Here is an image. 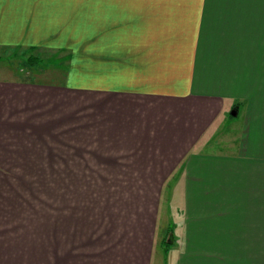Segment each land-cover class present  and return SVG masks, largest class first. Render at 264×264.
Listing matches in <instances>:
<instances>
[{
  "label": "crops",
  "instance_id": "crops-1",
  "mask_svg": "<svg viewBox=\"0 0 264 264\" xmlns=\"http://www.w3.org/2000/svg\"><path fill=\"white\" fill-rule=\"evenodd\" d=\"M100 11L115 26L98 74L77 72L92 86L0 78V264H161L171 180L169 264H264V0ZM58 16L0 0V48L42 45Z\"/></svg>",
  "mask_w": 264,
  "mask_h": 264
},
{
  "label": "rangeland",
  "instance_id": "rangeland-1",
  "mask_svg": "<svg viewBox=\"0 0 264 264\" xmlns=\"http://www.w3.org/2000/svg\"><path fill=\"white\" fill-rule=\"evenodd\" d=\"M56 2L59 16L54 18L51 30L46 31L50 35L49 40H44L38 47L0 48V78L63 84L62 75L71 68L76 74L74 80L76 85H93L85 78L80 79L81 76L77 72L82 75L85 72L98 74L100 53H105L111 46L109 42L111 40L101 34L113 28L115 23L109 17L107 21L106 15H101L100 0H56ZM173 185L171 180L163 190L162 205H159L161 213L158 219V235L163 232L165 239L173 244V248L181 249L182 213L175 212L181 208H174V205L171 208ZM176 196L179 197L178 191ZM156 200H159L158 195ZM169 230L172 231L168 233ZM177 249H172L166 256L158 240L154 246V255L160 257L161 264H165V258L169 264L178 255Z\"/></svg>",
  "mask_w": 264,
  "mask_h": 264
},
{
  "label": "trees",
  "instance_id": "trees-1",
  "mask_svg": "<svg viewBox=\"0 0 264 264\" xmlns=\"http://www.w3.org/2000/svg\"><path fill=\"white\" fill-rule=\"evenodd\" d=\"M171 231H172V230H169L168 233H170ZM164 240H165V246H166L167 249H168L170 246L173 245L169 240H167V239H164Z\"/></svg>",
  "mask_w": 264,
  "mask_h": 264
},
{
  "label": "water",
  "instance_id": "water-1",
  "mask_svg": "<svg viewBox=\"0 0 264 264\" xmlns=\"http://www.w3.org/2000/svg\"><path fill=\"white\" fill-rule=\"evenodd\" d=\"M232 114L236 115V111H233Z\"/></svg>",
  "mask_w": 264,
  "mask_h": 264
}]
</instances>
